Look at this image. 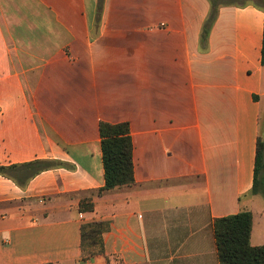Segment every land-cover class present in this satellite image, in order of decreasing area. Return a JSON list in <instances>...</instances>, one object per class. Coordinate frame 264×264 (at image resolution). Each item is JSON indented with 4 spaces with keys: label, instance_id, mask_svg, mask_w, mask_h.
<instances>
[{
    "label": "crops",
    "instance_id": "crops-1",
    "mask_svg": "<svg viewBox=\"0 0 264 264\" xmlns=\"http://www.w3.org/2000/svg\"><path fill=\"white\" fill-rule=\"evenodd\" d=\"M248 1H218L200 51L207 0H0V264H219L213 221L243 210L264 245L249 195L264 16ZM100 122L128 124L134 184L97 196Z\"/></svg>",
    "mask_w": 264,
    "mask_h": 264
},
{
    "label": "trees",
    "instance_id": "trees-1",
    "mask_svg": "<svg viewBox=\"0 0 264 264\" xmlns=\"http://www.w3.org/2000/svg\"><path fill=\"white\" fill-rule=\"evenodd\" d=\"M210 9L204 20L199 36V50L206 51V43L210 30L217 16L218 0H207ZM260 10L264 16V0ZM101 1L97 9H101ZM99 18H96V24ZM260 63L264 66V19L263 36L261 46ZM100 147L102 154L104 185L96 191L100 196L104 192L131 186L134 184L132 163V142L127 123L109 124L99 123ZM36 166V174L54 168L55 163L50 161H38L31 166ZM0 168V173H3ZM249 195H261L264 197V126L259 129L256 144L253 184ZM93 206L90 200H83L79 204L81 213L91 212ZM252 228V215L248 210H243L235 215H229L213 221V237L215 241L216 254L219 264H264V245L252 246L250 235ZM97 229L89 227L81 228V238L89 246L97 243ZM94 253L83 252L82 260L94 256ZM106 264H110V257H105Z\"/></svg>",
    "mask_w": 264,
    "mask_h": 264
},
{
    "label": "rangeland",
    "instance_id": "rangeland-1",
    "mask_svg": "<svg viewBox=\"0 0 264 264\" xmlns=\"http://www.w3.org/2000/svg\"><path fill=\"white\" fill-rule=\"evenodd\" d=\"M220 1V3L222 4H239V3H246V2H250L248 0H218ZM252 2H255L256 4L262 5V0H251ZM90 2V0H89ZM262 127L264 126V110L262 112V123H261Z\"/></svg>",
    "mask_w": 264,
    "mask_h": 264
}]
</instances>
